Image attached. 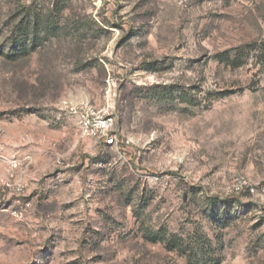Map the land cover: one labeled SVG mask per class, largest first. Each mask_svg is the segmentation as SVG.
<instances>
[{"label":"rangeland","instance_id":"rangeland-1","mask_svg":"<svg viewBox=\"0 0 264 264\" xmlns=\"http://www.w3.org/2000/svg\"><path fill=\"white\" fill-rule=\"evenodd\" d=\"M263 37L264 0H0V264H264V63L216 57Z\"/></svg>","mask_w":264,"mask_h":264},{"label":"built area","instance_id":"built-area-1","mask_svg":"<svg viewBox=\"0 0 264 264\" xmlns=\"http://www.w3.org/2000/svg\"><path fill=\"white\" fill-rule=\"evenodd\" d=\"M64 106L71 116L77 118L79 137L95 138L104 145L119 147V134L115 129V118L109 107L97 108L88 101H64ZM29 156L17 157L16 155L5 158V178L3 185L13 192H21L26 186L23 172L30 163ZM239 189V187H237ZM252 192L255 191L251 187ZM264 188L262 189V192Z\"/></svg>","mask_w":264,"mask_h":264},{"label":"trees","instance_id":"trees-1","mask_svg":"<svg viewBox=\"0 0 264 264\" xmlns=\"http://www.w3.org/2000/svg\"><path fill=\"white\" fill-rule=\"evenodd\" d=\"M253 50H257V61L264 63V37L258 44L249 43L236 46L231 49L219 52L216 57L220 63H223L231 68H236L245 62L247 55H249V53Z\"/></svg>","mask_w":264,"mask_h":264}]
</instances>
